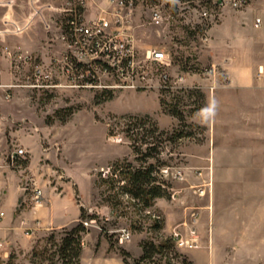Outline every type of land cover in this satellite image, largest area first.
<instances>
[{"label": "rangeland", "instance_id": "1", "mask_svg": "<svg viewBox=\"0 0 264 264\" xmlns=\"http://www.w3.org/2000/svg\"><path fill=\"white\" fill-rule=\"evenodd\" d=\"M11 1L19 19L34 16L29 19L37 30L23 42L10 38L8 45L15 43L29 52L36 47L47 48L46 57H38L46 63L61 54L67 46L62 34L65 0ZM204 3H181L174 18L164 26L146 24L145 6L135 11V22L142 25L137 31L140 52L157 47L172 56V65L167 69L168 89L161 91L114 90V96L108 98L99 96L100 90H39L30 86L25 77L28 72L25 76L14 73L3 53L10 67L3 76L6 82L0 83V163L6 165L8 155L15 150L23 149L24 154L7 169L0 166V212L5 210L3 201L11 191L4 182H11L12 189L21 191L15 213L9 212L3 220V213L0 215L4 221L0 220V264L5 262L4 251L10 249L8 264H16L18 252H26L30 245L24 240L28 239L27 232L32 237L28 239L32 244L31 264H54L51 256L66 232L80 222L82 207L88 215L96 216L83 221L88 229L83 244L86 238L92 244V252L88 249L86 254L89 264L95 252L105 251L106 246L95 241L97 233L108 241L109 255L116 253L123 261L121 250H126L131 254V264L142 256L145 242L169 240L172 247L168 255L158 254L154 261L142 264H195L189 256L194 248L182 246L174 237L175 231L181 230L187 236L193 223L196 227L203 221L209 223V208L216 204L217 210L225 209L227 204L223 202L236 194L248 198L259 195L257 188L264 185V168L257 169L264 167L258 159L261 149L248 154L238 148L244 143L264 141V0H253L240 11H222L211 21L209 28H215L227 42L222 38L217 42L213 36L203 41L200 12ZM213 103L215 115L205 121L201 110ZM173 110L179 111L184 120L173 115ZM122 116H149L163 133L180 130L186 134L170 141L166 135H157L156 142H162L160 153L148 162L161 169L170 168L171 176L165 181L171 196L156 199L149 208L118 194L124 182L118 171L113 174L114 170L129 164L134 168L148 165L132 146L134 139L123 131L125 121L119 120ZM138 122L136 132L151 129L149 121ZM242 165L249 169L243 170L246 166ZM251 175L255 176L253 181L249 180ZM113 177L120 181L115 188L104 182ZM35 187L45 191L41 202L45 205L51 204L49 194L69 195L66 217L77 219L75 224L50 230L37 223L21 229L17 213L41 205L33 202ZM159 225L161 229H157ZM126 229L131 236L122 235ZM51 236H55L53 242ZM198 244L204 245L201 234ZM35 247L47 248L48 252L33 257ZM253 247L240 253L229 251L219 262L264 264L259 261L264 246L259 251ZM234 252L239 254L235 260L230 257ZM54 260L61 264L58 254Z\"/></svg>", "mask_w": 264, "mask_h": 264}, {"label": "built area", "instance_id": "2", "mask_svg": "<svg viewBox=\"0 0 264 264\" xmlns=\"http://www.w3.org/2000/svg\"><path fill=\"white\" fill-rule=\"evenodd\" d=\"M252 1L205 0L200 12L203 24H198L204 27L203 41H209L211 21H215L222 11H240ZM192 2L65 0L62 34L67 46L61 54L46 63L20 47L4 46L3 53L9 58L14 73L25 76L28 72L25 77L30 86L39 90H100L101 93L165 90L168 89L167 69L172 65V56L157 47H148L143 54L140 52L137 31L142 25L135 22V11L140 5L145 6L146 24L164 26L174 18L181 3ZM23 154V149L13 151L7 157L6 166L14 164ZM159 175L164 179L170 177V168H162ZM43 198V190L35 187L33 202L41 204ZM85 224L88 225L87 222ZM122 235L131 236V233L126 229ZM174 237L186 248L200 246L195 223L190 226L187 236L179 230L175 231Z\"/></svg>", "mask_w": 264, "mask_h": 264}, {"label": "crops", "instance_id": "3", "mask_svg": "<svg viewBox=\"0 0 264 264\" xmlns=\"http://www.w3.org/2000/svg\"><path fill=\"white\" fill-rule=\"evenodd\" d=\"M29 2L31 1L29 0ZM226 11L232 10H224L225 14ZM19 18L20 17H17L16 15V11L14 6L12 5L11 0H0V83L6 82L3 81V76L5 74V71H8L10 67L9 62L3 55V47H12L13 45L14 47H19L15 43H11L12 45H8V40L10 38H17L16 40H18L19 42H23L26 37L35 35L34 32L37 30L31 26V19L34 18V16L28 17L27 20H21ZM261 24L262 20L260 19V25ZM211 36H213L215 39L217 38L215 40L217 42H219L220 38H222L221 40H223L224 42L228 41L226 37L220 36L215 28H209V40ZM215 41L213 40L212 42L215 43ZM20 44L22 45V43ZM238 50L240 51L239 47ZM48 51L49 50L47 48L36 47L31 51V53H33L38 58L39 56L46 57ZM255 131H258V129ZM254 143L255 145L252 143H244L239 146L238 149L242 151L245 150V152H247L248 154H253L254 150L258 151L259 149H261V153L259 155L260 157H258V159H260V165H264V141H254ZM214 151L215 150L213 149V162L215 161ZM232 158L240 161L242 158L245 159L244 156H233ZM244 162L246 163V161ZM0 164L1 168H8V166L3 165L2 163ZM242 166H246L242 167L243 170L249 169V166L247 165ZM263 168V166L257 167V169ZM253 177L255 176L251 175L249 177V180L253 181ZM262 179H264V174H262ZM4 183V186H9L11 188V191L7 195H5V199L3 201V209L5 210L0 212V215L2 213L4 215L2 220L8 215L9 212L15 213V211L17 210L15 204L18 202V199L21 196V191L19 189H12L13 185L11 182ZM238 187H240V185ZM257 189L260 192L259 195L256 193L255 196H250L248 198L247 196H238L236 194L229 200H225L223 202L227 204V207L225 209L217 210L216 204L215 208L214 205L212 208H209V212L210 209H212V212H210L211 221L209 223L203 221L202 224H198L197 226L198 237H200L201 234V239L204 241V245L202 247L199 246L198 248H194V250L189 254L191 260L195 264H220L219 261L222 260V258L224 259V256L228 254L229 251H237V253H240L242 252V250L247 249L248 246H254V250L259 251L260 247L264 246V185L262 188L259 186ZM43 192L44 196L46 197L45 191ZM49 197L51 203L50 205H45L44 202L41 205H34L33 207L21 210L20 213H17V221L18 223H20L21 229L25 230L30 226H36L37 223L40 224L43 228H48L50 230L54 227H67L73 226L75 224L77 219H69L66 217V212L68 211V207L66 204L70 201L69 195L55 196L53 194H49ZM59 204L60 206H62H58ZM83 206L86 207V205ZM79 212L80 208L78 210V213ZM26 235L28 239H32V237L28 235V232ZM95 238V241L97 240L98 242L100 240L101 244L106 247L104 249L105 251L98 250L97 252H95V255L92 256V264H123L120 255L116 253H112L111 255H109L107 253L109 248L108 241L105 240L100 235V233H97ZM28 239L24 240L28 241L27 245H30L28 246V248H26V252H18V257L15 261L16 264H31V254H29V251L32 250V244ZM87 239L88 238H86L84 241L81 264H89L87 260L88 258L86 259V254L89 253L88 249H90V252H92V244L89 245L87 243ZM10 250H7L6 252L4 251V254L2 256L5 262L2 264H8ZM221 255H223V257H221ZM230 257L231 259L235 260L239 257V254H236V252H234ZM246 257L248 256L246 255ZM259 261H264V256Z\"/></svg>", "mask_w": 264, "mask_h": 264}, {"label": "trees", "instance_id": "4", "mask_svg": "<svg viewBox=\"0 0 264 264\" xmlns=\"http://www.w3.org/2000/svg\"><path fill=\"white\" fill-rule=\"evenodd\" d=\"M182 1H193V0H182ZM99 96H109L108 98H112L113 92L104 91ZM172 114L176 117L184 120L183 115L176 110L172 111ZM121 121H125L124 132L128 134L130 138L134 139L133 147L141 157L144 163L148 165H143L139 168H134L132 165H127L125 167H121V169L114 170L113 174L116 175V171H118L123 177L124 184L119 186L118 194L127 195L128 198L134 203H138L142 205L143 208L152 207L158 198L162 197H170V185L167 184L164 178H161L160 170L156 165L149 163L148 159L154 158L156 154L160 153L161 143L156 142L157 135L158 138L166 135L167 140H172L175 138L185 137L186 134L180 130L174 131V133H163L161 132L156 125L151 121L149 116L139 118L138 116H122L119 118ZM137 123L133 124L132 121ZM149 121L151 125L150 130L143 129V132H136L135 129L137 126L139 127V122ZM152 122V123H151ZM122 122H119L121 124ZM142 125V124H141ZM118 126V125H117ZM144 126V125H143ZM152 139V140H151ZM145 147V150H143ZM164 166V165H162ZM111 180V181H110ZM104 182L109 183L110 187L115 188L114 185L120 184V181L113 177L112 179H106ZM95 215H88L86 210L81 208V219L80 222L73 227L71 230L66 232V236L62 238L61 243L58 245L56 252L51 256V260L54 264L55 256L58 254L61 264H80L81 256L83 252V235L88 232V229L84 226L83 221L93 220L95 219ZM157 229H161V225L157 226ZM55 236H51L49 240L53 242ZM143 254L142 256L134 260V264H142L146 261L152 262L154 261L156 255H168L170 248L172 247L171 241L155 243L154 241H148L143 244ZM48 252L47 248L39 250V248L35 247L33 251V257H43ZM121 254L123 256L124 264H131V254L126 250H121ZM188 264H192L188 262Z\"/></svg>", "mask_w": 264, "mask_h": 264}, {"label": "clouds", "instance_id": "5", "mask_svg": "<svg viewBox=\"0 0 264 264\" xmlns=\"http://www.w3.org/2000/svg\"><path fill=\"white\" fill-rule=\"evenodd\" d=\"M200 114L204 118L205 121L211 118L212 116L215 115V104L213 103L205 107L204 109L201 110Z\"/></svg>", "mask_w": 264, "mask_h": 264}]
</instances>
